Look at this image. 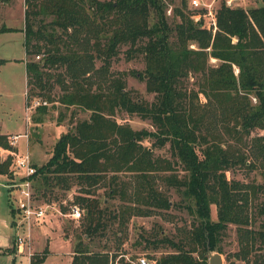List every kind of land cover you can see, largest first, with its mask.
I'll use <instances>...</instances> for the list:
<instances>
[{"label": "trees", "instance_id": "16d2710c", "mask_svg": "<svg viewBox=\"0 0 264 264\" xmlns=\"http://www.w3.org/2000/svg\"><path fill=\"white\" fill-rule=\"evenodd\" d=\"M262 1L263 5L247 10L222 1L212 33L204 9L190 11L187 0H178L172 8L171 25L166 7L176 0H23L24 105L32 111L33 123L29 127L41 124L55 103L88 112L87 118L70 127L62 125L63 115L58 113L56 124L63 133L47 160L32 165L34 200L50 206L56 201L63 210L64 199L58 196L75 188L72 201L64 204L83 211L77 233L91 238L111 223L125 225L128 216L169 210L171 201L158 187L160 182L167 189L182 190L193 220L177 240L139 234L154 248H173L154 258L156 264H208L206 253L221 252L217 241L228 224L236 226L234 257L244 264H264V201L255 208L260 218L257 228L251 226L255 216L250 210L264 186L226 177L237 167L256 169V162L264 170ZM122 46L128 60L143 57L145 68L139 77L146 92L154 95L153 102L133 97L121 75L114 78L107 73ZM212 59L215 65L210 64ZM96 60L102 63L98 68ZM190 76L195 77L196 91L184 87ZM53 83L60 90L56 98L51 95ZM117 112L150 120L154 132L133 131L117 123ZM253 130L260 134L250 139L248 153L231 144ZM30 131L33 144H39V136ZM149 139L154 140L151 147L143 144ZM166 144L171 160L153 152V147ZM0 150L6 154L0 157V177L11 179L15 150L6 135L0 134ZM175 165L185 172L182 178L173 173ZM101 188L106 200L120 202L114 211L98 201L96 192ZM211 206L216 208V220ZM8 209H12L9 201ZM77 233L69 264H117L111 260L114 254L88 250ZM45 254H32L28 264H40Z\"/></svg>", "mask_w": 264, "mask_h": 264}, {"label": "rangeland", "instance_id": "374dc122", "mask_svg": "<svg viewBox=\"0 0 264 264\" xmlns=\"http://www.w3.org/2000/svg\"><path fill=\"white\" fill-rule=\"evenodd\" d=\"M105 1V0H98ZM200 4H211L217 8L224 0H198ZM178 4V0L173 5L167 4L166 18L167 22L171 25L173 20L172 8ZM263 5L262 0H234L233 8H243L245 10L259 7ZM187 7L190 11H200L199 8H194L191 0H187ZM25 11L23 0H8L6 4L0 2V28L4 26L10 30L0 32V133L5 134H19L15 140L14 145L16 154H22L27 151L29 156L33 158V165L36 167L42 165L48 158L46 154L50 151L54 143V135L58 138L62 133V127L57 126L56 121L58 113L63 115L62 125L70 127L76 121L87 118L88 112H83L74 108H63L58 104H53L49 109L47 118L35 127H31L33 123L30 121L32 111L25 108V72H24V50H23V14ZM151 21H153L151 17ZM171 41L174 42L175 38L172 36ZM125 46L119 48L118 54L113 58L107 68V73L116 78L121 75L124 83L125 90H127L133 97H138L148 103L154 101V95L149 94L145 90V82L139 77V74L144 71L145 63L142 56H135L128 60L124 55ZM35 60V58H34ZM101 62L96 60L94 67L101 66ZM211 65H215V60H210ZM55 73V72H54ZM237 70H235V74ZM145 77V76H144ZM184 87L187 90H197L195 85V77H189L184 81ZM60 93L59 87L53 83L51 95L56 98ZM201 103L204 100L201 98ZM254 103V99L252 101ZM50 107V105H47ZM114 119L119 124L127 125L133 131L145 130L154 132L155 128L152 126L150 120H143L139 117L126 115L123 112L114 114ZM24 124L27 127L22 132ZM29 125H31L29 127ZM56 132L54 134V131ZM29 129H33L34 135H38L39 144H33V137L29 136L33 133ZM28 131V132H27ZM260 134L259 130H253L249 137H244L240 142L230 141L231 144L237 145L242 151L249 152L248 146L250 139ZM9 136V141H10ZM154 140H146L143 144L151 147ZM236 143V144H235ZM155 156H160L171 160L169 145L164 147H153ZM35 150V151H33ZM31 152L34 153L32 154ZM38 154V155H37ZM5 152L2 151L0 157H5ZM256 169H246L237 167L226 172L228 180H235L241 183H252L264 186V170L256 162ZM174 174L179 178L185 175L182 167L179 165L174 166ZM168 175V174H165ZM9 179L0 177V264H28L29 257L32 254L41 255L45 251V258L40 264H69L70 257L74 243L76 242V233L82 228L80 226L81 217L77 220L70 219L64 215L66 211L67 202L72 201L73 195L76 194L75 188H72L69 193L63 194V197L58 196L64 202L60 203L63 210H59L57 202H52L54 211L38 221L30 223V227L18 226L13 228L11 220L17 218L18 215L14 209H8L9 201ZM158 187L162 191H166L171 201V208L167 211H154L150 216H128L125 225H117L111 223L107 229L100 235L95 237H86L84 234H78L81 237V242L90 251H107L109 254H114L115 257L111 258L112 263L128 262L129 264H139L140 259H144L148 264H156L155 259L161 253L172 251L173 248L168 245L159 246L154 248L152 244L140 239L139 234H157L158 236L164 235L171 239L177 240L189 229L193 220L191 211L187 210V205L190 203L183 197L181 191H176L173 188H168L158 182ZM96 195L100 204L104 203L109 211H114L118 204L117 200L105 199L103 196L102 188L97 190ZM264 201V192H260L257 198L252 202L251 214L255 216L252 227L257 228L260 222L259 216L256 214L255 208L257 205ZM37 202V201H36ZM39 203V202H38ZM101 204V205H102ZM103 206V205H102ZM11 211V212H9ZM81 211V216H82ZM211 217L216 220V208L211 206ZM121 229V232L118 231ZM29 236L23 240L22 246H17L16 233L18 235ZM217 246L221 249L218 251H207V258L215 252L219 253L222 258V264H244L243 261L234 257V253L238 250V241L236 234V226L228 224L226 229L221 233L218 238ZM197 256L196 254H194Z\"/></svg>", "mask_w": 264, "mask_h": 264}, {"label": "built area", "instance_id": "2783aa9c", "mask_svg": "<svg viewBox=\"0 0 264 264\" xmlns=\"http://www.w3.org/2000/svg\"><path fill=\"white\" fill-rule=\"evenodd\" d=\"M191 4L194 8L204 9L205 14L204 18L206 19L207 27L214 33L216 31L215 24V11L216 8L211 4H200L198 0H191ZM226 6L233 8L234 0H225ZM198 20V17L195 18ZM38 57H35L37 60ZM18 136H11L9 143L11 145L15 144V140ZM13 157L12 164L10 166V171L12 172V178L9 179L11 190H9V203L16 211V214L19 217L13 218L14 225L13 228L18 226H23L24 228L30 227V223L38 221L47 215L48 211L52 213L54 211L53 206L47 204H39L34 200L32 195V190L30 186L29 177L33 173V166L30 162L29 155L27 151H24L22 154H11ZM67 211L64 213L65 216L70 219L77 220L81 216V211L75 205H68L66 207ZM17 246H22L23 240L29 236V232H26V236L18 235L16 233ZM139 264H148L144 259H140Z\"/></svg>", "mask_w": 264, "mask_h": 264}, {"label": "water", "instance_id": "95a60500", "mask_svg": "<svg viewBox=\"0 0 264 264\" xmlns=\"http://www.w3.org/2000/svg\"><path fill=\"white\" fill-rule=\"evenodd\" d=\"M145 78V77H144ZM208 264H222L221 255L217 252L209 255Z\"/></svg>", "mask_w": 264, "mask_h": 264}, {"label": "crops", "instance_id": "0c3cea01", "mask_svg": "<svg viewBox=\"0 0 264 264\" xmlns=\"http://www.w3.org/2000/svg\"><path fill=\"white\" fill-rule=\"evenodd\" d=\"M27 127V125L26 124H24V126H23V129H22V132H20V133H24V130H25V128ZM56 129L57 128H55V131H54V134H55V132H56ZM1 135H6V136H18L19 134H5V133H0ZM56 135V134H55ZM54 135V141L57 139V137ZM16 144V143H15ZM15 150V149H14ZM33 151H35V150H33ZM29 153V152H28ZM32 154L34 153V152H31ZM1 154H2V150H0V156H1ZM34 155H36V153H34ZM38 155V154H37ZM29 158H30V162H31V164L33 163V158H32V156H29ZM34 164V163H33ZM32 164V165H33ZM27 260V262H28V259H26Z\"/></svg>", "mask_w": 264, "mask_h": 264}]
</instances>
